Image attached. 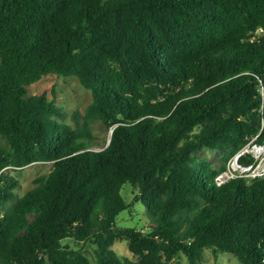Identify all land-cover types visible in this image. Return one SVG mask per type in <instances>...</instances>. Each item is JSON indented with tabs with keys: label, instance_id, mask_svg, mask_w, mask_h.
I'll use <instances>...</instances> for the list:
<instances>
[{
	"label": "trees",
	"instance_id": "obj_1",
	"mask_svg": "<svg viewBox=\"0 0 264 264\" xmlns=\"http://www.w3.org/2000/svg\"><path fill=\"white\" fill-rule=\"evenodd\" d=\"M52 73L92 91L74 124L56 95L29 94ZM255 137L264 0H0L1 264H201L209 248L264 264V177L218 186L227 163L207 154ZM35 162L52 169L18 193L11 170ZM138 201L150 220L119 225Z\"/></svg>",
	"mask_w": 264,
	"mask_h": 264
},
{
	"label": "rangeland",
	"instance_id": "obj_2",
	"mask_svg": "<svg viewBox=\"0 0 264 264\" xmlns=\"http://www.w3.org/2000/svg\"><path fill=\"white\" fill-rule=\"evenodd\" d=\"M28 88L30 95L38 94L45 90L49 91L51 96H53V94L56 95L58 105L66 114V121L70 123H73L71 115L75 111L84 112L93 97L92 91L85 87L75 75L64 76L52 73L29 85ZM93 127L97 135V141L102 143L105 142L106 138H109L106 127L101 122L95 123ZM96 148L100 147L97 146ZM207 154L214 161L216 166H220L224 163L228 164V161L232 157L225 154L223 151H213L210 149H208ZM51 169L52 162H35L23 168L11 170L14 174L19 176L21 181V185L17 189V192L24 193L34 185L33 180L37 176L48 173ZM129 186V184H126L122 192L125 194L127 193L130 196L129 199H131L133 195H130V189L126 191ZM150 217L151 215L148 213L147 206L138 201L135 203L132 211L127 209L119 215L117 223L130 227H142L150 220ZM66 241L75 244L71 238L66 239ZM113 247L121 256L128 257L131 260L137 259V255L130 250L126 240H117ZM88 253L95 261V247L93 245H89ZM178 261L181 264H189L186 257H179ZM201 264H241V262L238 257L230 252L220 251L219 253H215L212 248H209L205 250Z\"/></svg>",
	"mask_w": 264,
	"mask_h": 264
},
{
	"label": "built area",
	"instance_id": "obj_3",
	"mask_svg": "<svg viewBox=\"0 0 264 264\" xmlns=\"http://www.w3.org/2000/svg\"><path fill=\"white\" fill-rule=\"evenodd\" d=\"M249 157L251 161L244 162L242 158ZM255 179L264 177V143L253 138L248 144L230 158L225 169L215 177L218 186L235 178Z\"/></svg>",
	"mask_w": 264,
	"mask_h": 264
},
{
	"label": "water",
	"instance_id": "obj_4",
	"mask_svg": "<svg viewBox=\"0 0 264 264\" xmlns=\"http://www.w3.org/2000/svg\"><path fill=\"white\" fill-rule=\"evenodd\" d=\"M113 130H111V133H112Z\"/></svg>",
	"mask_w": 264,
	"mask_h": 264
}]
</instances>
